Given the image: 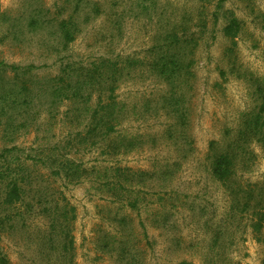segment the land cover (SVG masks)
<instances>
[{"label": "rangeland", "instance_id": "rangeland-1", "mask_svg": "<svg viewBox=\"0 0 264 264\" xmlns=\"http://www.w3.org/2000/svg\"><path fill=\"white\" fill-rule=\"evenodd\" d=\"M263 101L264 0H0V167L32 205L0 255L264 264V145L228 183L210 157Z\"/></svg>", "mask_w": 264, "mask_h": 264}, {"label": "trees", "instance_id": "trees-1", "mask_svg": "<svg viewBox=\"0 0 264 264\" xmlns=\"http://www.w3.org/2000/svg\"><path fill=\"white\" fill-rule=\"evenodd\" d=\"M236 22V20H233L232 23ZM231 26L232 25H228L225 29V32L228 35H231ZM263 112L264 101L257 114H250L245 118L242 129L236 138L219 148L215 147L217 143L213 142L211 144L210 157L212 159V173L220 182H230L237 175L241 159L251 157V151L248 149H240L242 144L246 145V137L250 135L252 140L264 145V122L260 120ZM249 130H251V133H247ZM3 157L4 154H0V159ZM50 158V156L47 157V164L51 162ZM10 174L11 173L7 172V170L0 167V235L6 230L12 228V226H8V223L14 221L18 216L10 213L12 208L19 203L25 204V207L28 210L32 207L30 204L31 202L27 201L25 198L26 190L24 184L20 181L17 175ZM19 216H21L20 213ZM262 222L263 218L256 223L257 228L262 226ZM0 264H8L6 256L4 257L0 255ZM181 264L191 263L184 261Z\"/></svg>", "mask_w": 264, "mask_h": 264}]
</instances>
